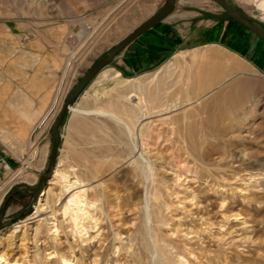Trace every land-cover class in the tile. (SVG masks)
I'll use <instances>...</instances> for the list:
<instances>
[{
	"label": "rangeland",
	"instance_id": "rangeland-1",
	"mask_svg": "<svg viewBox=\"0 0 264 264\" xmlns=\"http://www.w3.org/2000/svg\"><path fill=\"white\" fill-rule=\"evenodd\" d=\"M164 1L0 0L1 21L69 29L43 112L0 80V153L11 167L0 207L47 175L70 91ZM226 1L264 30V0ZM172 12L203 43L151 71L108 64L93 77L59 127L53 178L5 205L2 264H264V42L209 0H174ZM64 175L81 180L76 224L61 214Z\"/></svg>",
	"mask_w": 264,
	"mask_h": 264
},
{
	"label": "crops",
	"instance_id": "crops-1",
	"mask_svg": "<svg viewBox=\"0 0 264 264\" xmlns=\"http://www.w3.org/2000/svg\"><path fill=\"white\" fill-rule=\"evenodd\" d=\"M171 11L162 21L127 45L109 64L136 74L156 69L173 52L203 43V32L188 35ZM69 29L0 20V80L9 82L43 112L50 103L67 55ZM207 42V41H206ZM44 117V116H43Z\"/></svg>",
	"mask_w": 264,
	"mask_h": 264
},
{
	"label": "water",
	"instance_id": "water-1",
	"mask_svg": "<svg viewBox=\"0 0 264 264\" xmlns=\"http://www.w3.org/2000/svg\"><path fill=\"white\" fill-rule=\"evenodd\" d=\"M209 1L218 5L231 20L242 25L243 27L248 29L250 32L255 34L264 42V30L259 26L258 22L251 19L243 12L232 7L226 0H209ZM173 3L174 0H165L163 5L155 14H153L150 18H148L146 21H144L142 24L136 27L128 36H126L110 51L102 55L93 64L90 70L83 76V78L77 83V85L70 91L57 121L51 128L52 144H51V154L48 164L47 175L41 179L38 187L30 192L18 188H14L9 192V194L5 197L0 207V223L4 215L5 205L7 201L10 199V197H12L14 194H20L21 196L32 194L36 196L42 191L43 186L46 185L48 181L52 178L54 169L56 167L57 149L59 145L58 130L60 125L66 118V115L69 111V107L73 104L74 100L77 98L80 92L93 79V77H95L104 67H106L109 64V62L113 57L117 56L127 45H129L131 42H133L135 39L141 36L144 32L151 29L157 23L162 21L172 11Z\"/></svg>",
	"mask_w": 264,
	"mask_h": 264
},
{
	"label": "bare ground",
	"instance_id": "bare-ground-1",
	"mask_svg": "<svg viewBox=\"0 0 264 264\" xmlns=\"http://www.w3.org/2000/svg\"><path fill=\"white\" fill-rule=\"evenodd\" d=\"M85 30H88V28H86ZM207 57L210 58L208 60H211L212 59V61H214V62L215 61L220 62L223 65L222 67H225L226 69L229 68V65H228V63H226L225 59L221 58V56H218V53L216 51H210L209 52V55H207L206 58ZM211 64H213V63H211ZM71 110H74V109H72V107L70 106L69 107V112H71ZM56 167H57V164H56ZM55 171H56V168L54 169L53 176L55 174ZM53 176H52V178H53ZM62 181H63L64 193L65 192L66 193L69 192V193H68L67 201L64 202V203H61V214L63 216H65V217L66 216H70L72 222L74 224H76V222L78 220V216L76 215V213H77V211H79L83 207L82 204H81V202H83V198H82V194L79 191H74V190H76L77 186H80L81 185L80 184L81 183V180L78 179V178H75L73 180H70L67 175H64V176H62ZM59 202H60V200L57 201V204ZM46 208L42 204L39 207H37L35 213L31 216L30 221L31 222H34V223H37L38 225H41V221L43 220L41 218V214H43L44 212H46L45 211ZM51 216H52V220H55L54 213ZM19 227H20V225H16L15 226L16 229L19 228ZM3 261H6V259L3 256H0V264H2ZM63 263L64 264H67V261L64 260ZM7 264H10V263H7ZM14 264H17V263H14Z\"/></svg>",
	"mask_w": 264,
	"mask_h": 264
},
{
	"label": "built area",
	"instance_id": "built-area-1",
	"mask_svg": "<svg viewBox=\"0 0 264 264\" xmlns=\"http://www.w3.org/2000/svg\"><path fill=\"white\" fill-rule=\"evenodd\" d=\"M71 38V37H70ZM11 172V167L5 157L0 153V183L4 179L5 175Z\"/></svg>",
	"mask_w": 264,
	"mask_h": 264
},
{
	"label": "trees",
	"instance_id": "trees-1",
	"mask_svg": "<svg viewBox=\"0 0 264 264\" xmlns=\"http://www.w3.org/2000/svg\"><path fill=\"white\" fill-rule=\"evenodd\" d=\"M228 19L232 22V23H234V24H236V25H238V26H240L241 28H243L244 30H248V29H246L245 27H243L242 25H240V24H238V23H236V22H234L233 20H231L229 17H228ZM249 31V30H248ZM220 44H222V42L220 41L219 42Z\"/></svg>",
	"mask_w": 264,
	"mask_h": 264
}]
</instances>
